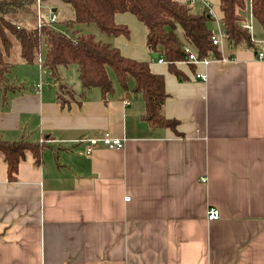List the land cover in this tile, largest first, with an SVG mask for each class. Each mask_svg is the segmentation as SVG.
Listing matches in <instances>:
<instances>
[{
  "label": "crops",
  "instance_id": "obj_1",
  "mask_svg": "<svg viewBox=\"0 0 264 264\" xmlns=\"http://www.w3.org/2000/svg\"><path fill=\"white\" fill-rule=\"evenodd\" d=\"M206 1L214 33L219 0ZM126 14L114 22L129 36L108 41L163 77L162 113L174 129L151 128L141 95L115 76L103 96L82 89L76 67H59L72 92L60 105L48 71L15 61L8 79L18 89L5 102L0 92V136L45 148L38 165L19 163L14 181L0 162V264H264V61L255 57L264 28L250 18L252 47L223 39L218 58L177 62L176 75ZM103 133L123 148L99 143L87 154L86 139ZM211 208L219 217L208 221Z\"/></svg>",
  "mask_w": 264,
  "mask_h": 264
},
{
  "label": "trees",
  "instance_id": "obj_2",
  "mask_svg": "<svg viewBox=\"0 0 264 264\" xmlns=\"http://www.w3.org/2000/svg\"><path fill=\"white\" fill-rule=\"evenodd\" d=\"M72 18L46 21L39 17L38 0H0V92L18 89L9 82L8 74L16 63L40 65L49 72L57 85L60 105L69 103L71 90L60 81L59 67H76L84 91L100 90L103 96L112 92L110 69L124 91L139 93L145 105L143 119L151 128L175 127L176 122L163 116L167 95L163 77L152 74L148 64L123 57L109 43V38L129 36L126 25L116 24V14L129 13L145 28V45L167 63L177 75L174 65L183 61V48L178 30L199 58L215 57L220 53L210 40V17L205 11L195 13L186 4L175 0H62ZM245 0H219L221 27L233 47H252L249 34L242 28ZM252 19L264 28V0H250ZM95 26L107 38L97 41L84 27ZM13 48L18 54H12ZM44 143L5 141L0 136V162L6 165L7 178L14 181L19 163L28 156L38 165Z\"/></svg>",
  "mask_w": 264,
  "mask_h": 264
},
{
  "label": "built area",
  "instance_id": "obj_3",
  "mask_svg": "<svg viewBox=\"0 0 264 264\" xmlns=\"http://www.w3.org/2000/svg\"><path fill=\"white\" fill-rule=\"evenodd\" d=\"M197 2H201L204 5H206V7H205L206 10H204V11L206 12V14L209 17H210V15L213 14L212 9L209 6H207L208 4L206 3L207 2L206 0H188V5H189V7L193 8ZM250 18L252 19L251 16H250ZM54 20H55V16L53 15L51 21H54ZM242 28L244 30H246V32L250 36L251 42L254 43L253 38H252V27H251L249 20H246V19L243 20ZM223 39H226L225 33H224L222 27L220 25H217V33L211 34V37H210L211 43L213 46H216L217 48H221ZM183 56H184L183 61L187 62V63L207 65L210 62V59H208V58H199L190 44H186L184 46ZM255 57L257 60L264 61V50H260V49L256 50L255 51ZM216 61H219V60H216ZM159 62H164V59L161 57L159 59ZM195 78L201 79L202 81H205V79H206V77L203 74H196ZM86 142L89 145V147H87V150H86L87 154H90L92 151V147L99 144V143L102 144L103 146L109 148V149H115V150L123 148V145H124L122 139L113 138L108 133H103L100 137L86 139ZM125 200H129V199L126 198ZM218 217H219V211L217 209L211 208L207 211L206 218L208 221L217 219Z\"/></svg>",
  "mask_w": 264,
  "mask_h": 264
},
{
  "label": "rangeland",
  "instance_id": "obj_4",
  "mask_svg": "<svg viewBox=\"0 0 264 264\" xmlns=\"http://www.w3.org/2000/svg\"><path fill=\"white\" fill-rule=\"evenodd\" d=\"M38 1H39V13H40L39 15L44 20L51 21V17L53 15H57L58 16V17L56 16L55 21L58 20V19L59 20H63V19L72 18L71 12L66 8V6L64 5L65 3L62 0H56L55 2H58V4H55V5L50 4L53 0H38ZM177 1L178 2H181V3H185L186 2V0H177ZM61 3H63V4H61ZM52 10H54V12H52ZM245 10L246 11L248 10V12H244L243 13V18L246 17V20H249V18H250V14H249V12H250L249 4H248V8H247V5H246V9ZM124 16L127 17V21L128 20L131 21V23H132L131 25H133L134 27L135 26H138L137 28H139V30H141L143 32V30H144L143 25L140 24V23H138L137 20L134 19L133 15L126 14ZM215 16H217V13H216ZM136 24H138V25H136ZM122 25H124V24H122ZM217 25H219V24L218 23H215V26L214 25L212 26V30H213V32L215 34L217 33ZM127 28L129 29V27H127ZM134 31H135V33H137L138 30L136 31V29H134ZM83 32L84 33H87V34L94 35L95 36V39L97 41L105 42L106 41V38H107L104 34L100 33L97 30V28L95 26H93V25L90 26V27H84ZM181 33L182 32H180L179 34L181 35ZM223 43H224L223 44V49H224V48L227 47V42H223ZM12 54H16L17 55L18 54V49L17 48H13ZM67 70H71V69H67ZM108 74H109L110 78L112 79V81H114V75H113V72L110 69L108 70ZM40 142H44V141H40Z\"/></svg>",
  "mask_w": 264,
  "mask_h": 264
},
{
  "label": "water",
  "instance_id": "obj_5",
  "mask_svg": "<svg viewBox=\"0 0 264 264\" xmlns=\"http://www.w3.org/2000/svg\"><path fill=\"white\" fill-rule=\"evenodd\" d=\"M153 58H155V59H156V58H157V54H153Z\"/></svg>",
  "mask_w": 264,
  "mask_h": 264
}]
</instances>
